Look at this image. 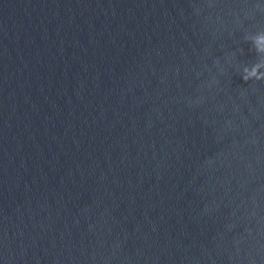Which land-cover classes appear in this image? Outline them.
Returning a JSON list of instances; mask_svg holds the SVG:
<instances>
[{
    "label": "clouds",
    "instance_id": "1",
    "mask_svg": "<svg viewBox=\"0 0 264 264\" xmlns=\"http://www.w3.org/2000/svg\"><path fill=\"white\" fill-rule=\"evenodd\" d=\"M245 39L251 43L252 49L259 57L264 56V31L247 35ZM262 69H264V61L261 60L250 67L245 66L241 73L242 79L246 82L253 79L262 80L264 79V70Z\"/></svg>",
    "mask_w": 264,
    "mask_h": 264
}]
</instances>
